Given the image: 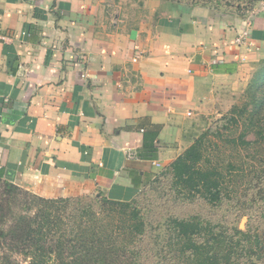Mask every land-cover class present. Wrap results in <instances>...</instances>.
<instances>
[{"label": "crops", "instance_id": "obj_1", "mask_svg": "<svg viewBox=\"0 0 264 264\" xmlns=\"http://www.w3.org/2000/svg\"><path fill=\"white\" fill-rule=\"evenodd\" d=\"M263 59L264 10L0 0V173L46 199L134 201L193 144L218 84Z\"/></svg>", "mask_w": 264, "mask_h": 264}, {"label": "trees", "instance_id": "obj_2", "mask_svg": "<svg viewBox=\"0 0 264 264\" xmlns=\"http://www.w3.org/2000/svg\"><path fill=\"white\" fill-rule=\"evenodd\" d=\"M262 63L248 87L249 102L233 107L229 123L237 133L221 134L231 146L264 149ZM206 138L194 140L156 178L169 184L180 203L200 198L216 206L230 197V175L212 164ZM236 169L229 164L228 170ZM132 202L102 196L46 199L4 180L0 173V264H23L16 256L28 264H264V227L256 225L259 214L248 215L245 230L197 215L170 216L154 225ZM151 231L155 238L148 247L143 242L152 237Z\"/></svg>", "mask_w": 264, "mask_h": 264}, {"label": "rangeland", "instance_id": "obj_3", "mask_svg": "<svg viewBox=\"0 0 264 264\" xmlns=\"http://www.w3.org/2000/svg\"><path fill=\"white\" fill-rule=\"evenodd\" d=\"M126 1L139 5L144 4L146 0ZM170 1L180 3L185 10L190 7H204L213 11V13L231 12L237 16H250L253 12L264 10V0ZM241 36V43H243L247 35L242 34ZM262 61L264 59L246 73L244 80L233 84L219 83L217 91L207 100L197 115L191 116L193 140L205 135L208 145L210 144L209 154L212 164L225 172V174L228 173L230 175V177L228 176L226 187L230 197L225 198L223 202L216 206H210L200 198L191 203L183 201L180 203L173 197L169 184L163 181L162 178L156 179L160 176L159 174L144 189L140 197L132 202L134 207L142 211L141 215H144L147 221L156 225L157 221L163 222L170 216L184 218L197 215L215 223L219 220L225 223L229 222L234 224L236 228L245 230L250 221L248 215L259 214L256 225L261 224V227H264V175L261 172L264 170V149L260 151L255 149L247 150L231 146V144L220 139L221 134L223 137H233L237 133V127L234 125L231 128L229 123L233 107L238 106L240 108L249 102L251 92H248V87L253 77L256 76L257 71L262 68ZM248 139H253V137L249 136ZM230 163H233L237 169L228 170ZM22 189L28 191L25 188ZM88 197L96 198L94 195ZM33 210H36L35 207ZM17 211L21 210L18 209ZM150 235L152 237L143 242L148 247L152 243V239L155 238L154 231L149 232ZM162 254L163 256L167 255L164 252ZM16 258L23 264H28L22 256H16ZM149 263L148 261L147 264Z\"/></svg>", "mask_w": 264, "mask_h": 264}, {"label": "built area", "instance_id": "obj_4", "mask_svg": "<svg viewBox=\"0 0 264 264\" xmlns=\"http://www.w3.org/2000/svg\"><path fill=\"white\" fill-rule=\"evenodd\" d=\"M241 39H239L238 41L241 43L242 42V36L240 37ZM191 115V113H189V116ZM132 158V157H130ZM159 166V165H158Z\"/></svg>", "mask_w": 264, "mask_h": 264}]
</instances>
